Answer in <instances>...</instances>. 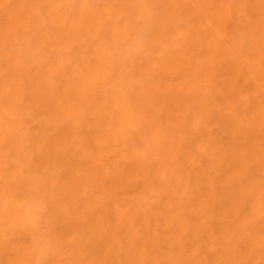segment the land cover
Masks as SVG:
<instances>
[{"label":"bare ground","instance_id":"1","mask_svg":"<svg viewBox=\"0 0 264 264\" xmlns=\"http://www.w3.org/2000/svg\"><path fill=\"white\" fill-rule=\"evenodd\" d=\"M171 1L152 54L111 76L41 65L13 45L41 0H0V264H264V0ZM85 9L37 44L67 47ZM121 15L102 7L104 33ZM240 130L236 158L222 140ZM198 154L207 171L183 172Z\"/></svg>","mask_w":264,"mask_h":264},{"label":"rangeland","instance_id":"2","mask_svg":"<svg viewBox=\"0 0 264 264\" xmlns=\"http://www.w3.org/2000/svg\"><path fill=\"white\" fill-rule=\"evenodd\" d=\"M107 4L118 6L122 11L121 17L125 25L115 33H104L101 28L104 18L100 15L102 7ZM173 4L171 0H41L40 6L44 21L38 25L40 31L20 34L13 41V45H19L18 42L21 41V38L32 43L35 56L41 59V65L46 64L54 57L60 59L64 64L72 65L80 63L84 58L93 63H105L108 67V74L114 76L126 68L122 65L123 63L136 65L145 61L152 54L156 48L155 40L165 34L158 27L164 19L162 10L164 8L173 10L171 7ZM50 6L53 7L52 10H50ZM84 7L87 13L92 15L84 17H88L93 24H90L87 30L84 29L69 36L67 42H71L67 47L48 48L44 44H37L38 39L45 34L42 28L58 29L59 23L53 19L57 14L68 20H76L79 17L77 12L80 11L78 10H82ZM48 19L50 20L48 21ZM149 72L151 73V71ZM208 129L210 131L219 130L214 123H210ZM247 143L246 133L243 130L236 132L232 138L222 140V146L227 154L236 158L242 155ZM183 151L185 150L182 149ZM205 161H207L205 154H198L195 161L184 162L186 169L183 172L199 171L198 169L207 171ZM245 168L244 170H247V167ZM213 175L218 180L224 177L221 173ZM236 181L239 183L242 180H235L234 183ZM223 191L225 192L221 198L223 204L232 203L235 205L238 209L235 214L239 216L241 210L247 205L246 201L228 191ZM245 209L247 208L245 207Z\"/></svg>","mask_w":264,"mask_h":264}]
</instances>
